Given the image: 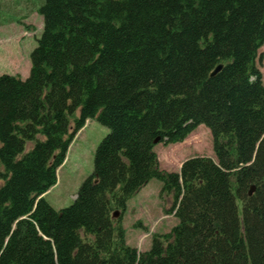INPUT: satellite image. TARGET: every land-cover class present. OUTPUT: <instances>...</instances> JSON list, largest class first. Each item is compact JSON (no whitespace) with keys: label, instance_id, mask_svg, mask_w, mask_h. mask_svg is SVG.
Returning <instances> with one entry per match:
<instances>
[{"label":"trees","instance_id":"16d2710c","mask_svg":"<svg viewBox=\"0 0 264 264\" xmlns=\"http://www.w3.org/2000/svg\"><path fill=\"white\" fill-rule=\"evenodd\" d=\"M152 2V107L163 113L176 108V126L200 120L222 128L217 161H204L206 178L233 211L244 260L264 264V82L257 69L264 0ZM39 12L44 26L30 75H0V264L82 262L81 252L71 255L80 230L98 231L86 198L56 210L44 193L56 185L57 168L79 130L97 116L111 130L116 156L104 191L121 210L102 264H135L138 253L124 227L128 202L148 178L164 189L176 185L153 155L148 165L140 149L143 111L103 84L102 66L116 53L121 16L109 0H43Z\"/></svg>","mask_w":264,"mask_h":264},{"label":"rangeland","instance_id":"374dc122","mask_svg":"<svg viewBox=\"0 0 264 264\" xmlns=\"http://www.w3.org/2000/svg\"><path fill=\"white\" fill-rule=\"evenodd\" d=\"M109 1L121 20L114 34L116 53L102 66L103 84L113 97L128 100L143 111L140 149L148 154L147 164H152L154 156L174 176L176 185L164 189L159 180L148 178L128 202L124 227L126 241L138 253L135 264H248L243 258L245 247L232 228L233 211L205 174V159L217 161L215 147L222 128L212 130L200 120L176 126V108L163 113L152 107L149 89L156 78V64L147 39L154 21L153 2ZM22 3L40 5L39 0H3L0 11L13 10L5 5L28 10V5L17 7ZM25 18L16 12L8 18L15 23L0 26V75H19L23 80L30 75L31 53L42 35L44 20L38 10L27 21ZM257 69L264 82V43ZM80 115L78 109L76 116ZM79 131L67 159L57 168L56 185L44 197L56 210L69 207L77 196L86 198L90 222L98 231L90 234L81 229L79 245L71 255L81 252L83 257L82 262L74 259V264H102L110 227L120 218L113 216L117 210L114 199L104 191L116 156L111 130L99 116L89 118ZM31 145L29 142L28 148Z\"/></svg>","mask_w":264,"mask_h":264},{"label":"crops","instance_id":"0c3cea01","mask_svg":"<svg viewBox=\"0 0 264 264\" xmlns=\"http://www.w3.org/2000/svg\"><path fill=\"white\" fill-rule=\"evenodd\" d=\"M1 1H3V0H0V2ZM43 2V0H39V3H40V5H41V3ZM30 5H28V4H26V3H22V4H18L17 5V7H19V8H22V7H27V5H28V10H26V11H24L23 9L22 10H20V9H14L15 8V6L13 5V6H11L10 8L9 7H6V6H8V5H5L4 7H5V9H13V10H10L9 12H7L6 10H2V11H0V26H3L4 24H8V23H15V21L14 20H12V21H10L9 22V20H8V18L10 17V16H12V18L14 17V16H16V12H17V15H19V16H21L22 18L23 17H26L25 19H26V21H27V18H30V17H32L33 15H35V13H36V11L38 10V12H39V6L38 7H36V5L35 4H33V3H29ZM3 20H6V21H3Z\"/></svg>","mask_w":264,"mask_h":264},{"label":"water","instance_id":"95a60500","mask_svg":"<svg viewBox=\"0 0 264 264\" xmlns=\"http://www.w3.org/2000/svg\"><path fill=\"white\" fill-rule=\"evenodd\" d=\"M222 69V65H219V66H217L216 68H215V70L213 71V75L214 74H216L217 72H219L220 70ZM120 214H121V210H116L115 212H114V217L115 218H119L120 217Z\"/></svg>","mask_w":264,"mask_h":264}]
</instances>
